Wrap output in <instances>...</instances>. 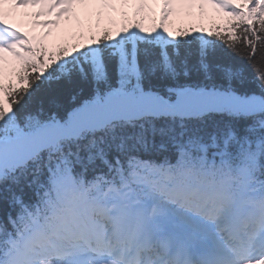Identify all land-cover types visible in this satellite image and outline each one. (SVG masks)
Returning <instances> with one entry per match:
<instances>
[{"label": "snow or ice", "instance_id": "snow-or-ice-1", "mask_svg": "<svg viewBox=\"0 0 264 264\" xmlns=\"http://www.w3.org/2000/svg\"><path fill=\"white\" fill-rule=\"evenodd\" d=\"M0 264H264V0H0Z\"/></svg>", "mask_w": 264, "mask_h": 264}, {"label": "rangeland", "instance_id": "rangeland-1", "mask_svg": "<svg viewBox=\"0 0 264 264\" xmlns=\"http://www.w3.org/2000/svg\"><path fill=\"white\" fill-rule=\"evenodd\" d=\"M23 10L24 11H35V9H27V10L23 9ZM77 12L81 14V18L83 19L82 10L79 7L77 8ZM196 12H197V15H196V18L195 19H193L192 17H189L188 15H182L181 16V14H174L172 17H170L172 19V21H173V24L172 25L169 24L170 30L174 29V27L177 26L179 24V22L185 23L184 25H186V26H188L189 23H192L191 27H193V26L201 27L202 24H203V26H206L207 25V22H208V18L210 16H213V17L216 16V14L211 9V7H209L207 9V16H205L203 18L200 17L199 10L198 9L196 10ZM19 18H21V20L24 21L25 24L28 23L26 26H29L31 28V24L29 23V20H28L27 17L19 14ZM117 20L119 22V17H117ZM151 20H152L151 18H148V19H145L144 20L145 27L148 26V24L151 22ZM105 24H108L109 25V22L107 20H105L104 24H102L101 27L103 25H105ZM68 28H71L72 32H74L77 29V25H76L75 21H69L67 18H65V21L61 24V27L59 29L55 30L53 36L49 38V42L50 43L51 42H59L57 40L58 35L60 33H63ZM188 28L191 29L189 26H188ZM35 31L38 33V32L41 31V29H35Z\"/></svg>", "mask_w": 264, "mask_h": 264}, {"label": "trees", "instance_id": "trees-1", "mask_svg": "<svg viewBox=\"0 0 264 264\" xmlns=\"http://www.w3.org/2000/svg\"><path fill=\"white\" fill-rule=\"evenodd\" d=\"M216 22H220V21H216ZM211 27H212V24L208 28L211 29Z\"/></svg>", "mask_w": 264, "mask_h": 264}]
</instances>
